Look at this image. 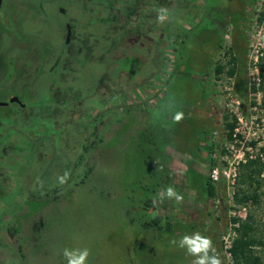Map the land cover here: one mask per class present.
<instances>
[{
	"label": "rangeland",
	"instance_id": "1",
	"mask_svg": "<svg viewBox=\"0 0 264 264\" xmlns=\"http://www.w3.org/2000/svg\"><path fill=\"white\" fill-rule=\"evenodd\" d=\"M48 1L51 0H4L0 11V83L11 80L12 90L3 92L0 89V99L5 95V98L8 95L21 97L22 92L25 96L38 90L45 93L50 85H56L64 66H70L72 62L71 50L75 48L77 51V46L68 47L66 34H63L66 22L71 21L69 17L78 21L81 44L88 39L91 43H101L105 28L86 26L87 17H91L92 13L84 5L77 6L76 0H52V6ZM189 1L196 8L200 5L201 13L197 20L182 15V3H176V15H182L183 19L175 17V14L173 18L168 15V19L173 20L174 28L176 19L177 27L183 33L188 32L186 45L181 48V52H186L183 63L187 69L178 68L175 70L180 72L172 74L176 65L175 46L164 35V29L171 26L164 21L162 34L153 38L160 39V51L167 61L165 68L160 69L161 65L156 64L158 59L155 54L159 52V46L153 43L148 49L128 52L130 56L127 59L121 60L122 55L115 57L110 54L113 61L111 70L108 69L110 65L106 71L104 66L98 67L97 77H84L86 80L92 78V84L96 85L104 82L102 77L107 72L109 76L106 79L110 82L106 88H122L115 100L110 101V105L117 104L122 108L117 107L116 114L95 134L97 138L105 136V141L100 148L101 158L88 180L83 182L85 162L79 163L81 152L78 147L73 150L75 143H84L86 136H90V131L84 130L86 135L83 134L87 119L84 118L86 115L77 111L79 98L59 114L54 112L53 107L46 106L45 120L41 122L44 125L37 126V129H33L29 122L19 126V120L9 117L1 119L5 127L0 129V148L16 147L13 157L18 161L14 172L19 178L15 185L18 200L21 193H26V185L31 184L39 191L58 183V177L65 172L70 174L68 181L71 183L64 188L62 203L48 207L42 215L37 214L36 224L39 226L44 219L48 230L47 249L51 256L45 264H65L62 255L65 247H87L90 250L88 264H191L194 258L170 241L196 231L211 237L215 248L220 247L223 226L235 203H228L224 188H218V196L223 200L224 218L223 226H220L214 217L212 200L206 192L208 148L213 139L217 143L225 142V117L229 122L233 120L225 108L229 102L225 92L229 78L234 79V90L242 99L246 114L253 103L254 98L249 96V79L257 49L260 48L264 54V0ZM57 7H69V17L59 15ZM239 7L241 9L237 11ZM163 8L171 11L175 10V5L167 2ZM201 19H204L202 24L196 27ZM196 38L200 41L197 42ZM3 44L7 45L8 50ZM220 44L221 47L216 50ZM23 48L26 53L21 52ZM53 48L61 60L51 73L49 68L53 59L48 55ZM144 50L147 54L141 52ZM233 55L238 58L234 77L228 74ZM9 59L15 60L17 66L14 70ZM19 59L22 62L28 60L30 64L23 65ZM4 60L8 62L3 64ZM217 64L225 68L220 75L215 72ZM158 69L160 71L156 74ZM98 77L102 79L97 81ZM84 78L76 82L80 90ZM125 79L128 83H125ZM72 94L76 95L73 92L62 95H70L72 99ZM94 95L93 92L92 99ZM90 103V114L93 115L100 105L95 99ZM125 104H136L143 110L128 111L130 107L126 108ZM18 110V106H4L0 107V114L10 115ZM177 111L184 114L179 123L173 120ZM257 116L264 119V105ZM78 123H81L79 128ZM53 125L59 126L55 128ZM9 126L14 129L13 132L8 131ZM214 132L217 133L216 138ZM7 140L10 143H5ZM41 143L44 146L50 144L43 147V151H51L52 156L39 159V155H36L35 159L28 160L34 146ZM146 161H152L151 170ZM165 164L168 166L163 169ZM143 171L148 175L153 173V178L147 176L141 179L139 176H144ZM141 183L149 190L139 195L137 192L141 190L137 186H141ZM261 183L259 204L249 203L246 206L248 215L254 217L256 236L264 241V179ZM169 186L183 195V202L163 201L164 208L160 210L170 220L164 219L158 228L151 224L153 211L146 213L138 205L147 198L157 205L160 202L157 193ZM28 195L29 191L25 200ZM29 205L32 209L35 202L32 204L29 201ZM8 210L3 204V211ZM3 215L5 217L4 213L0 214V219ZM167 222L172 224L171 231L165 230ZM256 250L260 255L264 253L262 246Z\"/></svg>",
	"mask_w": 264,
	"mask_h": 264
},
{
	"label": "trees",
	"instance_id": "2",
	"mask_svg": "<svg viewBox=\"0 0 264 264\" xmlns=\"http://www.w3.org/2000/svg\"><path fill=\"white\" fill-rule=\"evenodd\" d=\"M171 3L175 5V10L171 9L169 11L168 9V15H171L173 18V15L180 16L178 18L183 19L181 16L184 15V17H189L191 20H197L201 11H200V5L198 4V8H196L195 5H193L192 1L189 0H164V3ZM205 2V0H204ZM254 2V0L252 1ZM176 3L180 5V10H184V14L182 15H176L177 13V7ZM177 5V6H178ZM241 8L239 7L237 11H239ZM263 17V16H262ZM172 18H167L165 22L167 24L171 25L169 29H164V35H166L167 38H169L174 47V51L176 53V59H175V66L172 74L176 73V71L180 72L181 68L187 69L185 62L186 58L184 55H186L183 52H181V48L186 45V38L188 37V32L183 33V31L180 30V28L176 25V19H175V28L173 26V20ZM205 19V16H204ZM204 19H201L196 27L200 26ZM262 20V18H261ZM101 43H91L88 39V41L85 42L84 46L81 48L82 51L79 52L78 50L75 51V55L71 57L72 62L70 66H64L63 68V74L60 78V81L56 85H51V88L48 89L45 93H41L38 90L39 93H33L32 95H28L27 98L25 97H18L20 100V104L14 103L11 104L13 106H18L19 111H13V116H25V118H31L32 121V128L37 129V126H42V120L45 119L43 116H46L45 114V107L48 108L53 107L55 113H60L61 110H66L69 108V105H71V102H75L77 98H79L78 107L81 111L82 115H86L84 117L87 119V122L85 121V125L87 126L85 129H83V134L86 135V131H90V136H86L84 139V143H75V147L73 150L79 148V152H81L80 156V162H85V173L82 175L83 182L88 180L91 175H93L95 171V166L100 157V148L105 141V136L102 138H97L95 134L100 130V127L106 125L108 120L112 117V115L116 114L117 107L122 108L119 105H110L111 100H115V97L120 94V87L118 90H110L106 88V85L108 84V81L106 78L109 76L107 72H105V75L102 77L104 78V82L97 83L96 85L92 84V78L91 80H86L84 77L88 78L92 75L96 76V68L104 66V69L106 71V67L112 69V59L109 57L110 54L114 55L115 57H119L122 55L123 60L124 58H128L126 56V47H127V35L125 32L120 33H113L111 31H105L102 35V38H100ZM197 42L198 39L196 38ZM196 42V43H197ZM5 46V47H4ZM3 47L8 50V47L6 44H3ZM221 47V44L216 48V50ZM141 49H139L140 51ZM215 50V51H216ZM24 51V52H23ZM26 49L23 48L21 52H25ZM56 49L52 50L51 53H49L48 56L52 58V63L49 68V72H53L57 69L58 64L61 60V58L55 56ZM144 54L146 53V50L141 51ZM191 52L190 50L188 51ZM108 54V56H107ZM111 55V56H112ZM157 62L160 63V67L165 68L167 66V61L164 59L163 54L161 51H159L157 54H155ZM191 55V54H190ZM47 56V57H48ZM208 57V56H207ZM149 58V57H148ZM209 59V58H208ZM21 64L26 65L30 64V62L24 61L22 62V59H19ZM152 61V59H150ZM161 60V62L159 61ZM182 61V62H181ZM8 61L4 60L3 64ZM15 62V60H14ZM13 62L12 59H9V64H11L12 68L14 70V67L17 66ZM77 62V63H76ZM181 62V65H179ZM209 61H207L208 63ZM80 63V64H79ZM166 63V65H165ZM82 64V65H81ZM112 65V66H111ZM259 66L261 68V77H262V84H261V91H262V104L264 105V57L260 59ZM229 72L228 74L232 77L236 76L237 74V68H238V58L233 55L230 62H229ZM180 70H175V69ZM109 70V71H110ZM225 70L224 66L217 64L215 68V72L217 75H220ZM121 73V72H120ZM110 74V73H109ZM63 77V78H62ZM97 77V76H96ZM133 77V76H132ZM131 77V78H132ZM84 78V84L83 88L80 90L79 87H77L76 82H79L80 79ZM102 78H97L100 81ZM127 78V77H126ZM8 83V84H7ZM7 83L3 82L0 83V89L4 91H11V80ZM125 83L126 79H125ZM8 86V87H6ZM238 90L240 93L242 92L239 88ZM43 92V91H42ZM65 92H73L76 93V95L72 94L74 98L71 96H64L63 93ZM81 92V93H80ZM94 92L93 99L97 100V102L100 105V109L90 114L92 104L90 101L93 99L91 98L92 94ZM84 93V94H83ZM83 94V95H82ZM8 95V94H7ZM81 95V97H80ZM243 95V94H242ZM6 96V95H5ZM3 99H0V102H7L8 96ZM81 98V99H80ZM74 106V104H73ZM81 106V107H80ZM128 111H134V112H140L141 108H138L136 104H125ZM124 106V107H125ZM15 109V107L13 108ZM22 109V110H21ZM74 109H72L71 112H73ZM15 112V113H14ZM25 112V115L23 114ZM34 112V113H33ZM49 112V111H46ZM53 112V113H54ZM29 113V114H28ZM74 113V112H73ZM52 115V114H49ZM55 115V114H54ZM11 114L9 115V118H11ZM12 116V117H13ZM74 117V116H73ZM226 118V124L225 129L230 132L228 135L229 138H231V132L235 129L236 123L235 122H229L228 118ZM121 123H123V119H121ZM60 124V123H59ZM62 124V123H61ZM60 124V125H61ZM81 123L77 124V127ZM54 126V125H53ZM59 125L54 126L55 128H58ZM91 127V129L89 128ZM84 130L85 133H84ZM47 145H50L49 143L42 145H35L28 160L35 159L36 155H39L40 157H46L50 158L51 151H48L47 153H44L43 147L45 148ZM81 151H80V146ZM215 148V144H211L209 146V169L213 164V161L211 159V154ZM264 152V149L262 150ZM146 165L151 168L153 167L152 161H146ZM144 163V164H145ZM168 164H165L163 166V169H166ZM69 167V166H68ZM25 170V169H24ZM72 172V171H71ZM144 172V171H143ZM144 176L140 175L139 177L143 179L144 177L149 179L153 178V173L148 175L146 172H144ZM162 179V177H161ZM160 179V180H161ZM264 179V162H262L261 159H256L249 161L246 165L242 167L240 179H239V187L238 191L235 195V205H246L249 203L259 204L260 200V194L259 190L261 188V181ZM140 181V179L138 180ZM71 183V181H67V183L61 185L58 183L53 184L51 187L45 186L44 188H41L39 191L35 190V188L31 187V184L27 186V190L29 191L27 202L25 200L26 193H21V199L18 200L17 207L14 209L13 213L9 215V218H5L4 215L0 219V264H45V261L50 258L51 253L47 249L48 247V240H47V225L46 220H41L39 226L36 224V218L39 217V215H42L45 209L48 207H53V205L61 204L64 200L65 196L63 195L64 188L67 184ZM137 183V182H136ZM139 184V182H138ZM19 185V184H18ZM137 188L140 191L137 192V194H143L146 190L149 189L141 183V186L138 185ZM155 193V190H153ZM206 192L209 196V198L213 199L218 196V188L211 182L210 178L207 179V188ZM29 201L35 202V205L32 206V209L30 208ZM153 200L150 198H147L145 200H141L139 203V207H141L144 212L149 213L153 211L154 217L151 220V224L155 227H160L161 222L166 219L170 220L168 216H165L161 212V208H164L163 202H157L155 205L152 203ZM37 204V205H36ZM37 210V211H36ZM39 214V215H37ZM38 226V227H37ZM150 226V225H148ZM166 231L172 230V224L171 222H167L165 226ZM256 227H255V220L252 214H249L247 219L241 223V227L239 230V238L235 241L233 254L236 260V264H264V253L259 254V252L256 250V248L262 246L264 247V241L261 240L256 236ZM214 243V241H213ZM215 246V245H214Z\"/></svg>",
	"mask_w": 264,
	"mask_h": 264
},
{
	"label": "built area",
	"instance_id": "3",
	"mask_svg": "<svg viewBox=\"0 0 264 264\" xmlns=\"http://www.w3.org/2000/svg\"><path fill=\"white\" fill-rule=\"evenodd\" d=\"M264 56L261 49H257L254 61L251 63L249 79V96L253 97V103L248 107V114L243 109V101L234 90L233 78H229L228 86L225 88L228 104L225 108L236 123L235 129L230 132L225 129V142L217 143L213 139L215 148L211 154L213 161L209 169V178L217 187H223L228 203L234 204L235 195L239 187V179L242 167L249 161L261 159L264 162V119H259L257 114L262 111V77L259 66L260 59ZM214 138L217 133H213ZM212 200L214 217L220 226L223 218V200L217 196ZM248 217L246 205H233V210L228 214L220 237V247L216 248L222 264H236L233 254L235 241L239 238L241 223Z\"/></svg>",
	"mask_w": 264,
	"mask_h": 264
},
{
	"label": "flooded vegetation",
	"instance_id": "4",
	"mask_svg": "<svg viewBox=\"0 0 264 264\" xmlns=\"http://www.w3.org/2000/svg\"><path fill=\"white\" fill-rule=\"evenodd\" d=\"M78 5H84L85 8L90 10L92 13L91 17H87L86 26H100L101 28H105L104 31H111L113 33H120L125 32L127 35V47H126V56L128 52H131L135 49H148L153 46V43H157L159 46V51L161 50L160 47V39L157 37L153 38V36H157L158 34H162L163 31V23H160L157 19L159 14V10L163 8L164 0H76ZM149 1V2H148ZM50 5L53 6V1H48ZM4 5V0L2 1V5L0 7V11L2 10ZM71 7L72 4L70 5ZM57 13L61 16H68L69 17V7L68 9H63L61 7H57ZM92 18V19H90ZM71 21L66 22L64 26V33L66 34V41L68 47L73 48L77 46V50L79 52L82 51V47L84 46L85 42L81 44V35L79 33L80 29L78 28V21L76 19H71ZM88 41V40H87ZM79 44L81 46H79ZM55 49V48H53ZM70 50V49H69ZM75 48L71 50V56L75 55ZM51 53V52H50ZM57 56V51L55 53ZM136 60V58L134 57ZM137 61V60H136ZM139 62V61H138ZM3 63V61H2ZM160 65L159 62L156 63ZM155 64V65H156ZM154 65V66H155ZM161 69V67H159ZM160 70L156 71L158 74ZM154 77V76H153ZM60 79H58V84ZM127 82V81H126ZM112 83V82H111ZM51 85L49 86V89ZM137 89V88H136ZM48 90V89H47ZM35 92V91H34ZM34 92H28V95H32ZM38 94L39 92H35ZM21 97L27 98L24 93H21ZM14 98L18 99V103L20 104V100L18 96L9 95L8 101L5 102L4 106H9L14 103H10V101ZM3 103V102H0ZM0 106V107H4ZM19 111V110H18ZM16 111V112H18ZM15 113V112H14ZM25 115V112H23ZM29 114V113H28ZM13 116V113L11 114ZM11 116V119L19 120L17 125H23L24 122L32 123L31 118H25L23 115L21 116ZM0 129H4L5 123L1 121L7 119L9 117L8 114H0ZM12 127L9 126L8 131H14L11 129ZM4 136V135H3ZM5 143H10L7 140ZM0 214L3 213L5 216H9L13 213L14 209L17 207L18 197L16 195V182L18 183L19 178L15 176V166L18 162L14 159V152L13 150L16 149L15 146L13 147H1L0 148ZM3 204L8 207V211H3ZM2 209V210H1ZM2 217V216H1ZM9 218V217H8Z\"/></svg>",
	"mask_w": 264,
	"mask_h": 264
},
{
	"label": "clouds",
	"instance_id": "5",
	"mask_svg": "<svg viewBox=\"0 0 264 264\" xmlns=\"http://www.w3.org/2000/svg\"><path fill=\"white\" fill-rule=\"evenodd\" d=\"M168 18V9L161 8L157 19L160 23H163ZM184 114L181 111H177L173 116V120L179 123L183 120ZM70 178V174L65 172L58 177L59 184L63 185L67 183ZM157 197L160 202L165 199L173 200L175 203L180 204L183 202V195L178 193L174 187H167L157 193ZM170 243L179 249L185 250L186 255L193 257L191 264H222V259L217 252L213 240L211 237L202 234L199 231L192 234H185L179 240L173 239ZM65 264H88V258L90 256V250L87 247L84 248H68L65 247L62 252Z\"/></svg>",
	"mask_w": 264,
	"mask_h": 264
},
{
	"label": "water",
	"instance_id": "6",
	"mask_svg": "<svg viewBox=\"0 0 264 264\" xmlns=\"http://www.w3.org/2000/svg\"><path fill=\"white\" fill-rule=\"evenodd\" d=\"M2 1H3V0H0V7H1V5H2ZM14 102H18V99H17V98H14V99H12V100L10 101V103H14ZM4 105H7V104L0 103V106H4Z\"/></svg>",
	"mask_w": 264,
	"mask_h": 264
},
{
	"label": "crops",
	"instance_id": "7",
	"mask_svg": "<svg viewBox=\"0 0 264 264\" xmlns=\"http://www.w3.org/2000/svg\"><path fill=\"white\" fill-rule=\"evenodd\" d=\"M189 170H191V169H189ZM189 170H188V171H189ZM208 178H209V174H208ZM186 181H187V180H186Z\"/></svg>",
	"mask_w": 264,
	"mask_h": 264
}]
</instances>
